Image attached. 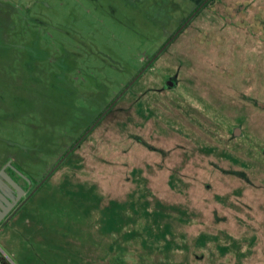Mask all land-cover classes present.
I'll use <instances>...</instances> for the list:
<instances>
[{
  "label": "rangeland",
  "instance_id": "374dc122",
  "mask_svg": "<svg viewBox=\"0 0 264 264\" xmlns=\"http://www.w3.org/2000/svg\"><path fill=\"white\" fill-rule=\"evenodd\" d=\"M5 163L0 264H264V0H0Z\"/></svg>",
  "mask_w": 264,
  "mask_h": 264
},
{
  "label": "flooded vegetation",
  "instance_id": "af4514ba",
  "mask_svg": "<svg viewBox=\"0 0 264 264\" xmlns=\"http://www.w3.org/2000/svg\"><path fill=\"white\" fill-rule=\"evenodd\" d=\"M74 145L70 148L72 149ZM70 151V150H69ZM4 168V171L24 190L25 193L21 196V198L18 200L16 204H14V201L12 200L13 197L17 198L18 196V190H11L7 189L6 191L3 189H0V193L3 197L8 199L10 201V204L6 203L4 199L0 196V230L4 227V225L7 223V221L11 218V216L18 210H20L23 207V204L26 200L30 197L32 194V190H30L24 183V181L19 177V174L16 170H14L10 164H3L0 167V171ZM1 179H5L2 175H0Z\"/></svg>",
  "mask_w": 264,
  "mask_h": 264
},
{
  "label": "water",
  "instance_id": "95a60500",
  "mask_svg": "<svg viewBox=\"0 0 264 264\" xmlns=\"http://www.w3.org/2000/svg\"><path fill=\"white\" fill-rule=\"evenodd\" d=\"M0 175H2L5 179L0 178V189H4L5 191L8 189L11 190H18V196L17 198L13 197L12 200L14 201V204L18 202V200L21 198V196L25 193V190L19 186L5 171L4 168L0 171ZM0 196L4 199V201L10 205V201L3 197L0 193Z\"/></svg>",
  "mask_w": 264,
  "mask_h": 264
},
{
  "label": "trees",
  "instance_id": "16d2710c",
  "mask_svg": "<svg viewBox=\"0 0 264 264\" xmlns=\"http://www.w3.org/2000/svg\"><path fill=\"white\" fill-rule=\"evenodd\" d=\"M180 31V30H179ZM179 31H178V33H179ZM68 153V152H67Z\"/></svg>",
  "mask_w": 264,
  "mask_h": 264
}]
</instances>
